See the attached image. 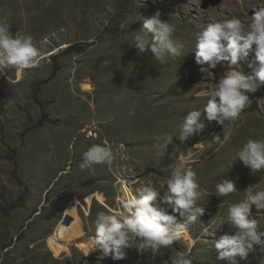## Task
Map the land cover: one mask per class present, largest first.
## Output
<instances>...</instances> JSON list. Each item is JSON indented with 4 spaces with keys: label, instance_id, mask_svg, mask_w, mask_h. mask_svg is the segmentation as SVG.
I'll return each mask as SVG.
<instances>
[{
    "label": "rangeland",
    "instance_id": "1",
    "mask_svg": "<svg viewBox=\"0 0 264 264\" xmlns=\"http://www.w3.org/2000/svg\"><path fill=\"white\" fill-rule=\"evenodd\" d=\"M214 1L0 0V21L11 24L13 35L30 34L40 52L34 67L0 69V264H173L181 252L192 264H228L217 259L213 246V239L235 234L228 208L245 198L250 185L264 190V170L255 174L236 161L249 139L264 140V87L250 94L251 108L222 146L211 142L215 135L223 139L216 122H206L201 135L184 143L176 135L220 77L238 70L224 62L210 80L195 59L198 33L233 17L247 27L264 0ZM156 11L175 25L171 38L182 45L180 55L163 64L133 45ZM257 63L250 54L240 70L251 72L248 65ZM43 114L48 119L39 125ZM165 135L173 136L168 150L156 139ZM93 145L110 147L113 162L81 170ZM189 153L187 166L205 193L197 205L204 213L183 239L154 255L129 247L122 260L102 257L99 250L85 253L82 243L95 237V218L119 211L125 190L136 195L151 184L160 191L156 203L167 208L162 185L182 162L179 156ZM227 179L238 191L216 196L217 184ZM252 215L264 231V210L253 206ZM239 264H264V250L254 246Z\"/></svg>",
    "mask_w": 264,
    "mask_h": 264
},
{
    "label": "clouds",
    "instance_id": "2",
    "mask_svg": "<svg viewBox=\"0 0 264 264\" xmlns=\"http://www.w3.org/2000/svg\"><path fill=\"white\" fill-rule=\"evenodd\" d=\"M143 27L146 31L136 32L134 36L133 45L139 52L150 50L162 64L168 56L180 55L182 45L171 38L175 25L169 19H163L160 11L146 18ZM148 33L152 34L151 41ZM250 54L255 55L258 63L248 65L251 72L240 70L241 61ZM39 57L40 52L30 34L13 35L11 24L0 21V69H28L36 66ZM195 59L210 80L215 79L214 70L218 65L223 66L224 62H230L238 70H228L220 77L208 90V99L203 108L184 116L176 136L182 143L187 142L201 135L207 123L216 122L222 127L224 135L223 139L215 135L211 142L222 146L241 114L251 108L250 94L264 87V7L253 10L247 27L235 17L209 23L196 37ZM156 139L162 141L160 147L167 150L173 142L171 135ZM178 149V146L173 148L172 157L177 155ZM190 155L179 156L182 162L172 169L170 177L162 185V188L167 186V191L161 203L167 208L156 203L160 191L151 184L137 189L136 195H129L125 190L120 198L119 211L100 212L95 218V240L90 251L99 250L102 257L122 260L126 256L125 249L129 247L150 249L154 255L161 248L170 247L183 239L189 226L204 213V207L197 205L205 193L200 190L196 172L186 163ZM113 159L114 153L110 147L93 145L84 152L79 167L94 172L95 165H111ZM237 160L255 174L264 170V140L249 139L236 153ZM255 187L258 184L250 185L244 191L245 198L228 208V222L236 230L235 234L226 233L219 239H213L220 261L239 264L240 260L248 258L254 246L264 250V231L259 230L257 219L252 215L253 206L257 213L264 210V190L254 191ZM237 191L235 182L230 179L216 186L218 197ZM176 214L182 218V222ZM204 231L207 234V229ZM173 264L192 262L181 252Z\"/></svg>",
    "mask_w": 264,
    "mask_h": 264
},
{
    "label": "bare ground",
    "instance_id": "3",
    "mask_svg": "<svg viewBox=\"0 0 264 264\" xmlns=\"http://www.w3.org/2000/svg\"><path fill=\"white\" fill-rule=\"evenodd\" d=\"M203 149L207 148L208 145H204L201 146ZM95 237H92L90 239H87L85 242L82 243V248L84 249V251H86L85 253H89L90 256H92L94 254L95 251H90L91 250V245L94 243Z\"/></svg>",
    "mask_w": 264,
    "mask_h": 264
},
{
    "label": "trees",
    "instance_id": "4",
    "mask_svg": "<svg viewBox=\"0 0 264 264\" xmlns=\"http://www.w3.org/2000/svg\"><path fill=\"white\" fill-rule=\"evenodd\" d=\"M46 119H48V115H47V114H43V117H42V119L40 120L39 125L44 124V122L46 121Z\"/></svg>",
    "mask_w": 264,
    "mask_h": 264
},
{
    "label": "water",
    "instance_id": "5",
    "mask_svg": "<svg viewBox=\"0 0 264 264\" xmlns=\"http://www.w3.org/2000/svg\"><path fill=\"white\" fill-rule=\"evenodd\" d=\"M221 2H222V0H217V1L212 2V4L213 5H217V4L221 3Z\"/></svg>",
    "mask_w": 264,
    "mask_h": 264
},
{
    "label": "built area",
    "instance_id": "6",
    "mask_svg": "<svg viewBox=\"0 0 264 264\" xmlns=\"http://www.w3.org/2000/svg\"><path fill=\"white\" fill-rule=\"evenodd\" d=\"M91 134V133H90ZM90 136V135H89Z\"/></svg>",
    "mask_w": 264,
    "mask_h": 264
}]
</instances>
